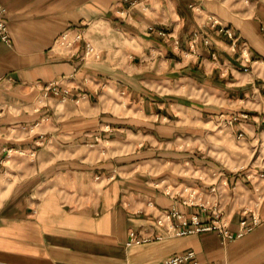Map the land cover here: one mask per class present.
<instances>
[{"label": "crops", "instance_id": "1", "mask_svg": "<svg viewBox=\"0 0 264 264\" xmlns=\"http://www.w3.org/2000/svg\"><path fill=\"white\" fill-rule=\"evenodd\" d=\"M0 4V264H264V0ZM184 185L258 222L176 234Z\"/></svg>", "mask_w": 264, "mask_h": 264}, {"label": "built area", "instance_id": "2", "mask_svg": "<svg viewBox=\"0 0 264 264\" xmlns=\"http://www.w3.org/2000/svg\"><path fill=\"white\" fill-rule=\"evenodd\" d=\"M6 12L5 6L0 4V38L6 42L9 40L7 22L4 19V13ZM79 33L75 34L74 38H78ZM73 38V39H74ZM71 40L67 39L66 34L61 35L60 42L69 44ZM229 120L228 122H230ZM241 135V133H239ZM260 177H264V172L259 173ZM211 195L205 194L197 186L184 185L180 188H168L167 193L178 194L181 197V201L187 205L197 206L200 208L204 219L197 213L186 217L184 213L178 209L172 208L166 217L176 216L179 219L181 227L175 230L176 234H184L187 232L216 230L224 239H232L236 236L242 235L245 231L251 229V227L258 222L257 218L252 214L251 222H248L246 218H242L239 221V226L235 232L229 227L228 223L223 219V205L219 198L218 190L215 186L209 188ZM158 222H162V218H158ZM148 238H142L147 240ZM135 241H139L135 239ZM159 264H202L194 250H186L181 253H174L166 256ZM209 264H226L224 261H213Z\"/></svg>", "mask_w": 264, "mask_h": 264}, {"label": "rangeland", "instance_id": "3", "mask_svg": "<svg viewBox=\"0 0 264 264\" xmlns=\"http://www.w3.org/2000/svg\"><path fill=\"white\" fill-rule=\"evenodd\" d=\"M240 162H237L236 164H239Z\"/></svg>", "mask_w": 264, "mask_h": 264}]
</instances>
